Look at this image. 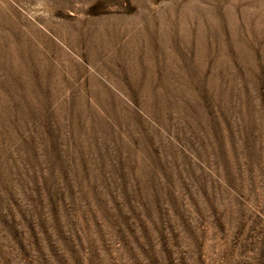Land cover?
I'll use <instances>...</instances> for the list:
<instances>
[{
    "label": "rangeland",
    "instance_id": "1",
    "mask_svg": "<svg viewBox=\"0 0 264 264\" xmlns=\"http://www.w3.org/2000/svg\"><path fill=\"white\" fill-rule=\"evenodd\" d=\"M0 264H264V0H0Z\"/></svg>",
    "mask_w": 264,
    "mask_h": 264
}]
</instances>
